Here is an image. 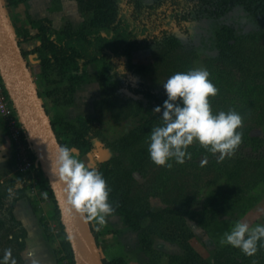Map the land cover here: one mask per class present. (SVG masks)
<instances>
[{
	"label": "rangeland",
	"instance_id": "1",
	"mask_svg": "<svg viewBox=\"0 0 264 264\" xmlns=\"http://www.w3.org/2000/svg\"><path fill=\"white\" fill-rule=\"evenodd\" d=\"M75 1L73 19L64 17L59 30H48L50 37L78 33L95 42L120 25L118 19H103L105 11L110 13L109 0ZM196 1L119 0L118 8L139 22L155 5L183 10ZM213 1L232 8L219 17L163 23L153 35L138 34L117 53L91 61L74 53L60 60L48 57L44 65L36 53L27 52L39 40L30 48L21 41L62 139L89 167H97L110 187L114 213L103 225L90 220L107 259L120 257L121 264H264V247L248 256L220 242L237 220L250 226L264 222V0L250 12L236 0ZM7 12L15 31L28 24L12 5ZM201 66L218 88L209 96L212 111L241 114V143L218 162V153L193 141L183 163L172 159L171 168L157 165L146 140L159 116L153 108L166 99L162 82L174 72ZM12 176L0 177V255L10 247L17 264H24L23 231L12 217ZM34 182L35 190L24 193L37 205L57 263L72 264L60 244L55 204L40 199L44 191ZM123 232L136 233L137 248L119 244L116 238Z\"/></svg>",
	"mask_w": 264,
	"mask_h": 264
},
{
	"label": "clouds",
	"instance_id": "2",
	"mask_svg": "<svg viewBox=\"0 0 264 264\" xmlns=\"http://www.w3.org/2000/svg\"><path fill=\"white\" fill-rule=\"evenodd\" d=\"M209 77L208 69L201 66L174 72L162 82L166 99L153 108L160 114L159 123L151 128L146 140L149 157L155 164L171 168L172 159L183 163L190 157L187 149L193 141L218 153V162L241 143L238 129L243 118L235 109L212 111L209 96H215L218 88ZM50 171L62 183L68 204L85 219L103 225L106 217L114 213L110 187L102 172L89 167L69 146H58ZM220 242L254 256L259 247H264V222L250 226L245 220H237ZM0 264H17L10 247L3 249Z\"/></svg>",
	"mask_w": 264,
	"mask_h": 264
},
{
	"label": "trees",
	"instance_id": "3",
	"mask_svg": "<svg viewBox=\"0 0 264 264\" xmlns=\"http://www.w3.org/2000/svg\"><path fill=\"white\" fill-rule=\"evenodd\" d=\"M6 1L7 2H3V3L7 11V8L10 5H14L21 0H6ZM236 1L240 2L243 5V8L246 12H250V11H254V9L263 0H242V2L241 0H236ZM102 5H104V3H102ZM163 5L164 4H158L151 7L150 10L147 11L143 20L136 22L130 18L127 11L124 10L123 12H121L119 10L118 8L119 0H109L110 13L105 11L103 19L105 22L111 17L114 20L118 19V21H120V25H119L120 28L118 26L116 29H114V32L110 37H102V36L96 37L95 42L92 40L84 39L78 33H72L70 35L61 36V37L56 36L53 38L49 36L47 26L45 24H38V23H35L37 30L33 34L29 32L28 28H19L16 31L14 30V32L19 41L20 46H21V41H26L34 37H37L39 39V44L36 45L34 48L28 50L27 52L36 53L44 65L47 64V61L49 60L48 57L50 58L53 57L54 59L60 60L72 56L74 55V53H78V55L86 61L88 60L91 61L97 58L99 55L104 54L105 52H108L110 54L117 53L124 44L129 43V41H131L134 38V36L138 34L142 35L143 38L149 37V35H153L154 31L157 28H159V26H161L163 23H167L171 20L180 21V20H187L196 17L199 18L219 17L223 14H226L232 8V6H227L226 4H219L214 2L213 0H197L191 6H189L188 9L184 8L183 10L174 6H163ZM120 14L121 16H119ZM20 32L22 34V38H20L18 35ZM21 49L25 57L27 52L22 47ZM38 93L42 99V93L39 89H38ZM160 104H162V101H160ZM51 122L60 144L66 145L65 141L62 139V132L57 129L55 121L51 119ZM158 123H159V116L157 118L156 124ZM33 156H35V153H33ZM10 181L13 184L12 193L14 194V196L11 197L12 205L20 197L26 196V193L24 192H26V189H28L34 181H36L39 187L44 191V193L40 196V199L41 200L51 199L55 204L52 192L50 190L49 184L45 178V175L43 173L40 164H38V166L35 167L31 172L16 171L13 174V176L10 178ZM53 212L61 226L60 235L62 236V240L60 244L62 249L65 251V257H67L69 261L72 264H74L72 259L71 249L67 241V238L65 236L63 227L61 225L59 212L56 205L54 206ZM12 217L14 218L13 214ZM44 227H46L45 224ZM93 232L96 237V233L94 230ZM21 245H22L21 246L22 249L23 242L21 243ZM102 259L104 264H121L120 257L107 259L102 255Z\"/></svg>",
	"mask_w": 264,
	"mask_h": 264
},
{
	"label": "water",
	"instance_id": "4",
	"mask_svg": "<svg viewBox=\"0 0 264 264\" xmlns=\"http://www.w3.org/2000/svg\"><path fill=\"white\" fill-rule=\"evenodd\" d=\"M0 77L19 115L59 212L74 264H104L90 220L68 204L62 183L50 171L60 144L39 96L3 0H0ZM69 234L71 239L68 238Z\"/></svg>",
	"mask_w": 264,
	"mask_h": 264
},
{
	"label": "crops",
	"instance_id": "5",
	"mask_svg": "<svg viewBox=\"0 0 264 264\" xmlns=\"http://www.w3.org/2000/svg\"><path fill=\"white\" fill-rule=\"evenodd\" d=\"M12 6L20 11V16L25 17L28 22L27 25L21 24L20 28H28L31 34L37 30L35 23L45 24L48 30H59L63 18L73 19L75 11L78 9L75 0H21L18 4ZM7 14L10 19L9 12ZM38 40L37 37H34L24 41V45L30 48ZM12 149V142L0 120L1 178L10 177L17 171ZM33 202L27 195L20 197L12 205L14 219L23 231L21 258L24 264H58L55 252L45 233L42 219L36 210L37 205L34 206ZM116 239L124 248H137V235L135 232L134 234L133 232H123Z\"/></svg>",
	"mask_w": 264,
	"mask_h": 264
},
{
	"label": "built area",
	"instance_id": "6",
	"mask_svg": "<svg viewBox=\"0 0 264 264\" xmlns=\"http://www.w3.org/2000/svg\"><path fill=\"white\" fill-rule=\"evenodd\" d=\"M0 120L4 129L12 142L13 159L17 171L31 172L38 166V159L33 156L34 150L30 140L20 121L19 115L6 91L4 82L0 77ZM35 182L30 186V190H35Z\"/></svg>",
	"mask_w": 264,
	"mask_h": 264
}]
</instances>
